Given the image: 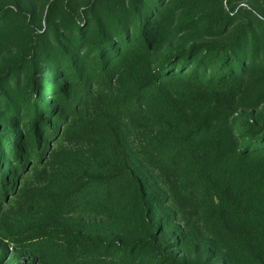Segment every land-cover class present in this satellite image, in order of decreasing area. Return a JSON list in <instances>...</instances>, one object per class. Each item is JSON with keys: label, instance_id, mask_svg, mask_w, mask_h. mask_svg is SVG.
<instances>
[{"label": "trees", "instance_id": "16d2710c", "mask_svg": "<svg viewBox=\"0 0 264 264\" xmlns=\"http://www.w3.org/2000/svg\"><path fill=\"white\" fill-rule=\"evenodd\" d=\"M0 264H264V0H0Z\"/></svg>", "mask_w": 264, "mask_h": 264}, {"label": "rangeland", "instance_id": "374dc122", "mask_svg": "<svg viewBox=\"0 0 264 264\" xmlns=\"http://www.w3.org/2000/svg\"><path fill=\"white\" fill-rule=\"evenodd\" d=\"M0 250L2 252H8V250H9V252L12 253V248L9 246L7 241L2 242L0 240Z\"/></svg>", "mask_w": 264, "mask_h": 264}]
</instances>
